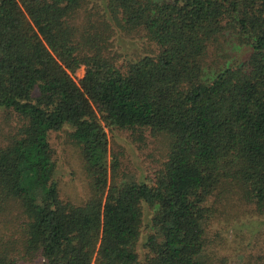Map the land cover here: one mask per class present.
<instances>
[{
    "label": "trees",
    "instance_id": "16d2710c",
    "mask_svg": "<svg viewBox=\"0 0 264 264\" xmlns=\"http://www.w3.org/2000/svg\"><path fill=\"white\" fill-rule=\"evenodd\" d=\"M118 32L150 50L123 58ZM236 42L249 58L207 78L209 48ZM0 108V264H137L145 205L146 264H211L218 200L264 216V0H0ZM67 124L81 204L55 179L48 135ZM116 128L157 140L153 182L122 171Z\"/></svg>",
    "mask_w": 264,
    "mask_h": 264
},
{
    "label": "rangeland",
    "instance_id": "374dc122",
    "mask_svg": "<svg viewBox=\"0 0 264 264\" xmlns=\"http://www.w3.org/2000/svg\"><path fill=\"white\" fill-rule=\"evenodd\" d=\"M113 44L115 49L121 51L123 58H134L150 50L145 39L127 36L121 32L114 36ZM251 52L250 46L237 42L225 45L222 50L211 46L207 58V78L213 77L217 71L227 65L236 64L239 61L245 62ZM84 74L85 68L82 67L75 74V78L80 80ZM12 122L10 112L0 108V146L5 144ZM72 131L73 128L67 124L59 130L51 131L48 139L61 199L81 204L90 197L91 185L81 156V149L73 139ZM108 133L111 147L120 155L121 168L127 177L131 175L140 181L153 182L164 158L163 150L157 140L151 138L140 141L126 129L116 128L108 130ZM230 195L216 203L221 210L218 211L217 218L209 231L210 263H255L264 254V216L256 214L252 207L240 201L237 195ZM152 215L153 209L145 205L142 234L137 246L139 253L137 264H146L145 240L151 231L149 222ZM24 264H43V262L41 258H38L34 261H25Z\"/></svg>",
    "mask_w": 264,
    "mask_h": 264
}]
</instances>
